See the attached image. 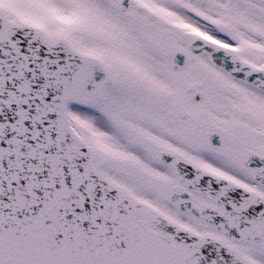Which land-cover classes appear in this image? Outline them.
Instances as JSON below:
<instances>
[{"label":"snow or ice","instance_id":"1","mask_svg":"<svg viewBox=\"0 0 264 264\" xmlns=\"http://www.w3.org/2000/svg\"><path fill=\"white\" fill-rule=\"evenodd\" d=\"M0 264H264V0H0Z\"/></svg>","mask_w":264,"mask_h":264}]
</instances>
